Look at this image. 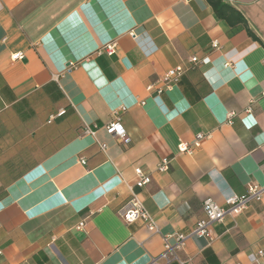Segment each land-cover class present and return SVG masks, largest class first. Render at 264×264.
Instances as JSON below:
<instances>
[{"label": "crops", "instance_id": "1", "mask_svg": "<svg viewBox=\"0 0 264 264\" xmlns=\"http://www.w3.org/2000/svg\"><path fill=\"white\" fill-rule=\"evenodd\" d=\"M223 1L245 26L207 0H0V264H257L264 193L212 224V241L188 237L179 262L151 263L204 198L264 181V0ZM176 65L170 89H147ZM114 111L126 142L105 129ZM132 192L158 232L119 217Z\"/></svg>", "mask_w": 264, "mask_h": 264}, {"label": "built area", "instance_id": "2", "mask_svg": "<svg viewBox=\"0 0 264 264\" xmlns=\"http://www.w3.org/2000/svg\"><path fill=\"white\" fill-rule=\"evenodd\" d=\"M213 47H217L215 41L212 42ZM115 42H110L105 44L104 50L107 54H112L114 52ZM23 58L22 52H16L11 54L12 60H18ZM196 57H191L190 62H196ZM224 65H230L229 62H226ZM184 68L181 65H176L167 69L163 72L156 80L155 85L150 84L147 86V89L154 87L157 95L161 94L163 90L170 89L174 84H176L183 73ZM264 95V92H262ZM123 109V108H120ZM65 110L60 109L55 116H61L64 114ZM113 118L111 121L106 124L105 129L108 133L115 135L122 141H128V135L123 128L122 124L119 121L118 112H113ZM233 112H228L227 122L230 121V118L233 116ZM54 115L49 117L51 120ZM85 132L94 135L95 131L92 128L85 127ZM208 134L198 132L195 134L193 140L190 143L180 142L177 146L179 152H186L191 154L195 148L200 145V141L206 138ZM100 148L105 151L106 146L103 143L99 144ZM169 159L162 158L157 165V170L160 172L168 170ZM138 179L136 181L137 187H142L150 181V176L144 173L140 168L134 169ZM264 193V181L262 183L252 184L247 188L246 192L241 195H231L228 197L224 204H218L212 198L206 197L202 200V210L203 217L198 219L191 230L187 233L182 232H173L171 234L162 235L163 240V250L160 255L153 259L151 263H155L159 260H162L166 263H171L173 261H178L176 255V250L181 248L184 245L185 240L190 236L204 237L209 242L214 239L211 231L212 224L220 222L227 215H235L245 209L247 205L252 201H258L261 199ZM119 217L126 223L140 220L146 226L150 232H158V227L156 225L155 219L152 214L145 208L139 195L135 192L131 193L129 200L118 209ZM173 238L174 242L170 243L169 239ZM264 256V250L259 249L254 255L253 260L260 264V258Z\"/></svg>", "mask_w": 264, "mask_h": 264}, {"label": "trees", "instance_id": "3", "mask_svg": "<svg viewBox=\"0 0 264 264\" xmlns=\"http://www.w3.org/2000/svg\"><path fill=\"white\" fill-rule=\"evenodd\" d=\"M212 7L215 15L222 20H225L230 25L243 24L245 26V19L239 11L233 6L225 3L223 0H207ZM250 36L254 37L253 33L247 29Z\"/></svg>", "mask_w": 264, "mask_h": 264}]
</instances>
